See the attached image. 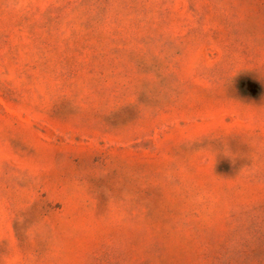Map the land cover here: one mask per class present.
<instances>
[{"label":"rangeland","instance_id":"obj_1","mask_svg":"<svg viewBox=\"0 0 264 264\" xmlns=\"http://www.w3.org/2000/svg\"><path fill=\"white\" fill-rule=\"evenodd\" d=\"M0 264H264V0H0Z\"/></svg>","mask_w":264,"mask_h":264}]
</instances>
